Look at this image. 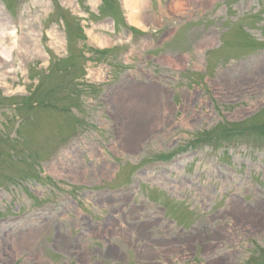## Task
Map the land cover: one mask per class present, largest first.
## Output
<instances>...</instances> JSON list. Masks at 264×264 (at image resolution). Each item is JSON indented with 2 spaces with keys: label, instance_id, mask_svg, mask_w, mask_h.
I'll return each instance as SVG.
<instances>
[{
  "label": "rangeland",
  "instance_id": "1",
  "mask_svg": "<svg viewBox=\"0 0 264 264\" xmlns=\"http://www.w3.org/2000/svg\"><path fill=\"white\" fill-rule=\"evenodd\" d=\"M126 5L0 0V264H264V0Z\"/></svg>",
  "mask_w": 264,
  "mask_h": 264
},
{
  "label": "bare ground",
  "instance_id": "2",
  "mask_svg": "<svg viewBox=\"0 0 264 264\" xmlns=\"http://www.w3.org/2000/svg\"><path fill=\"white\" fill-rule=\"evenodd\" d=\"M125 3H127L126 7L130 10V23L133 24L134 26L141 28V29H146L147 24L142 21L141 16H139V9L142 8V6L145 5V0H133L134 5H131L130 0H125ZM108 40L103 41L102 47L107 46ZM125 145H127L125 143ZM128 147V145H127ZM129 148V147H128Z\"/></svg>",
  "mask_w": 264,
  "mask_h": 264
},
{
  "label": "trees",
  "instance_id": "3",
  "mask_svg": "<svg viewBox=\"0 0 264 264\" xmlns=\"http://www.w3.org/2000/svg\"><path fill=\"white\" fill-rule=\"evenodd\" d=\"M227 132L235 133L236 130H229V131H227ZM230 135H232V134H230ZM230 135H229V136H230ZM229 136H228V137H229Z\"/></svg>",
  "mask_w": 264,
  "mask_h": 264
}]
</instances>
